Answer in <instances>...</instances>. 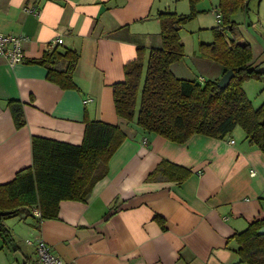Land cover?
Here are the masks:
<instances>
[{
  "label": "crops",
  "instance_id": "crops-1",
  "mask_svg": "<svg viewBox=\"0 0 264 264\" xmlns=\"http://www.w3.org/2000/svg\"><path fill=\"white\" fill-rule=\"evenodd\" d=\"M170 2L0 0V34L30 39L24 63L12 68L0 57V186L32 167L33 138L81 145L87 121L120 126L127 136L89 200L63 202L59 217L42 223L29 213L2 220L11 238L0 236V264H42L27 242L40 239L66 264H238L234 237L264 219L263 153L240 127L224 139L193 136L176 144L145 134L114 109V86L125 81V69L141 57L144 81L151 51L162 48L158 15H192L188 3L173 10ZM215 8L222 9L221 0ZM228 28L250 45L251 70L263 75L243 85L251 100L248 91L259 93L251 82L264 87V42L247 28ZM55 50L80 56L76 89L48 80L41 59ZM183 60L172 72L193 80ZM196 64L213 81L225 74L216 61ZM16 102L24 113L20 129L11 114ZM164 163L173 168L160 170Z\"/></svg>",
  "mask_w": 264,
  "mask_h": 264
},
{
  "label": "trees",
  "instance_id": "trees-1",
  "mask_svg": "<svg viewBox=\"0 0 264 264\" xmlns=\"http://www.w3.org/2000/svg\"><path fill=\"white\" fill-rule=\"evenodd\" d=\"M240 1L242 4L244 0ZM221 7L226 13H233L236 8L232 4L225 6L223 1ZM192 16L193 13L190 17L158 15L162 48L151 51L144 81L141 57L125 69V81L114 86L116 113L127 122L136 119L145 134L176 144H185L193 136L224 139L240 127L246 140L264 155V102L255 108L243 88L246 80L261 79L263 75L251 70V48L242 37L234 34L229 41L226 32L217 29L213 44L200 45L205 58L222 64L225 73L234 71L235 77L227 88H219L218 81L201 85L200 80L183 81L173 74L171 67L186 56L180 33ZM79 57L76 52L63 54L55 50L41 59L48 69V80L63 90L76 89L74 71ZM11 110L15 126L24 127L22 105L12 103ZM85 123L81 145L33 138L32 167L0 186V236L4 241L11 235L3 227V219L24 213L37 219V223L57 219L63 202H86L94 187L107 176L109 160L127 136L120 126L101 121ZM170 168V163H164L160 170ZM35 210L40 212L39 218L33 216ZM263 228L264 219L254 221L234 237L238 264H264V234L259 233Z\"/></svg>",
  "mask_w": 264,
  "mask_h": 264
},
{
  "label": "rangeland",
  "instance_id": "rangeland-1",
  "mask_svg": "<svg viewBox=\"0 0 264 264\" xmlns=\"http://www.w3.org/2000/svg\"><path fill=\"white\" fill-rule=\"evenodd\" d=\"M221 1L225 3V6L232 4L236 7L233 13L223 12L221 8L217 10L215 5L218 3L220 4V0H193V3H191L192 0H174L173 2L171 0L170 2L173 10H176L178 5L181 6L184 3H188V5L191 6L190 10L193 16L181 31L186 55L182 64L185 65L186 63L189 67L184 70V74L188 78H194L193 80L198 82L199 80H197V78L200 77H204L206 80L210 79L204 71H200L196 64V59L209 61L205 58L200 45L202 43L209 44L210 42H215V33L217 29L227 32L229 35L228 39H230L232 34L228 28L229 26L239 28V31L246 30L247 28V30H250L252 33L253 37L258 38L260 42H264V0H244L242 4L239 3L241 2L240 0ZM215 11L219 12V21H217ZM181 78L183 79V77ZM251 83H256L259 88V93H256V89H252L253 93L248 91L250 96H253L250 97L251 103L255 108H259L264 102V87L259 82ZM200 84L204 85L205 83L200 82Z\"/></svg>",
  "mask_w": 264,
  "mask_h": 264
},
{
  "label": "built area",
  "instance_id": "built-area-1",
  "mask_svg": "<svg viewBox=\"0 0 264 264\" xmlns=\"http://www.w3.org/2000/svg\"><path fill=\"white\" fill-rule=\"evenodd\" d=\"M27 13H34L33 10H26ZM30 39L23 36H13L0 34V57L5 59L6 62L10 65V67L14 68L19 64L24 63L26 60V53L24 50V44L28 42ZM55 45H62L63 40L57 39L54 42ZM200 82L204 83V78L198 79ZM234 141L230 142L233 144ZM255 176V173L252 174V177ZM40 212L34 211V215L37 218L40 216ZM28 244L33 245L36 250V254L38 256L39 261L42 264H66L64 260L57 257L55 254H53L52 248L43 242V240H36L35 242H29Z\"/></svg>",
  "mask_w": 264,
  "mask_h": 264
},
{
  "label": "water",
  "instance_id": "water-1",
  "mask_svg": "<svg viewBox=\"0 0 264 264\" xmlns=\"http://www.w3.org/2000/svg\"><path fill=\"white\" fill-rule=\"evenodd\" d=\"M235 77V73H234V71L233 70H229V71H227L224 75H223V78H220V80L218 81V86H219V88H221V89H225V88H227L229 85H230V83H231V81H232V78H234ZM8 214H10V213H2L1 215L2 216H6V215H8ZM260 234H264V228L259 232Z\"/></svg>",
  "mask_w": 264,
  "mask_h": 264
}]
</instances>
